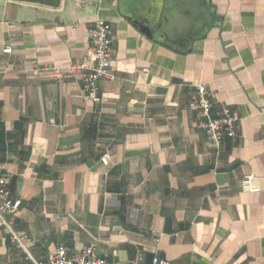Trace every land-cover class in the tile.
I'll return each mask as SVG.
<instances>
[{"label":"crops","instance_id":"0c3cea01","mask_svg":"<svg viewBox=\"0 0 264 264\" xmlns=\"http://www.w3.org/2000/svg\"><path fill=\"white\" fill-rule=\"evenodd\" d=\"M98 19L115 78L94 102L35 69L81 60ZM195 84L211 116H239L218 148ZM0 173L33 260L93 246L105 264H264V0H0ZM31 258L0 229V264Z\"/></svg>","mask_w":264,"mask_h":264},{"label":"built area","instance_id":"2783aa9c","mask_svg":"<svg viewBox=\"0 0 264 264\" xmlns=\"http://www.w3.org/2000/svg\"><path fill=\"white\" fill-rule=\"evenodd\" d=\"M89 39L90 43L81 60L65 66H44L35 70L39 73L49 74L59 81L79 78L85 91V98L98 102L100 101L98 82L102 79L115 78L110 68L112 59L111 24L103 19L96 20L93 28L89 31ZM10 51V47L3 49L4 53H10ZM189 95L188 106L197 111L201 118L197 126L206 132L208 140L214 147L220 146L221 138L224 135L235 136V125L239 119L236 112L231 111L228 107H222L217 116H211V100L209 92L203 84L193 85ZM101 162L104 165L109 163L108 154L101 157ZM7 183L8 176L5 173H0V229L4 230L10 239L31 258L28 240L22 239L15 229L19 201H13L9 197ZM242 187L247 191L257 190L252 184L251 175L244 176ZM33 264H105V261L98 257L93 246L72 253L65 247L59 246L48 254L45 261L33 260ZM152 264L174 263L154 257Z\"/></svg>","mask_w":264,"mask_h":264},{"label":"water","instance_id":"95a60500","mask_svg":"<svg viewBox=\"0 0 264 264\" xmlns=\"http://www.w3.org/2000/svg\"><path fill=\"white\" fill-rule=\"evenodd\" d=\"M11 1L41 5L53 9L58 8L61 4V0H11Z\"/></svg>","mask_w":264,"mask_h":264}]
</instances>
